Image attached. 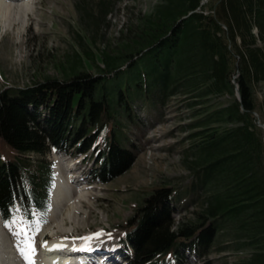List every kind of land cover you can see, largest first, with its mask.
Instances as JSON below:
<instances>
[{
    "label": "trees",
    "instance_id": "1",
    "mask_svg": "<svg viewBox=\"0 0 264 264\" xmlns=\"http://www.w3.org/2000/svg\"><path fill=\"white\" fill-rule=\"evenodd\" d=\"M135 23L111 48L81 37L61 79L0 87V138L14 152L0 153L2 220L32 224L46 208L51 146L94 147L88 174L102 182L127 170L144 134L133 102L164 113L174 97L190 182L156 185L134 206L122 237L130 264H186L184 250L201 260L218 242L244 253L234 264H264V0H156ZM186 197L198 207L175 223Z\"/></svg>",
    "mask_w": 264,
    "mask_h": 264
},
{
    "label": "rangeland",
    "instance_id": "2",
    "mask_svg": "<svg viewBox=\"0 0 264 264\" xmlns=\"http://www.w3.org/2000/svg\"><path fill=\"white\" fill-rule=\"evenodd\" d=\"M30 1L31 7L27 10L26 22L21 30L17 28V24H10L2 30L0 22V87L27 85L32 80H40L47 75L61 79L68 72L62 69L60 63H66L67 54L74 53L75 49L80 50L78 40L81 37L83 42L92 40L91 46L96 50H103L108 46L111 48L127 38L128 25L136 24L135 17L139 13L149 12L156 2V0ZM101 4H107L104 13L101 11L102 8L100 9ZM90 71L95 72L96 69L92 68L88 72ZM120 80L125 84L124 78L120 77ZM130 96L133 97L132 94ZM174 99V97L169 99L167 106L163 108L164 113H158L139 100L133 99L135 100L133 105L140 107L135 114L144 124L146 135L139 141L141 150L137 152L134 163L110 181L88 180L84 176V171L89 162L82 166L80 162L72 161L69 155L52 150L49 154L55 160V165L59 159L58 165L63 167L65 177L76 179L79 185H84V192L89 194L88 199L81 200L79 208L73 215L77 216V220L73 223L62 209L63 217L60 216L59 223L49 224V212L46 210L40 215L38 227L35 226L36 231L32 234L26 232V229L32 228L31 226H25L20 222L5 226L1 222L2 230L9 236L8 242L12 245V250L17 252L22 248L26 238L33 240L34 247L44 238H47V241L42 245L55 242L50 239L53 238V234L44 232H54L57 238L54 240L57 241L84 240L88 236L84 246L92 244H86V241L99 242L104 246L110 243L111 250L107 252L112 253L110 261L129 264L127 258L129 253L126 247L121 245L119 237L124 233L121 227L132 214L134 206L156 185L170 183L177 187L178 191H183L190 182L191 171L186 168L184 159V148L189 141L185 140L186 131L181 129L187 119L184 109L179 107ZM126 131L133 132L132 129ZM93 150L87 151V160L91 158ZM0 153L2 159L14 157L12 148L2 138ZM186 200L187 197L174 201L175 223L191 218L193 209L198 207L197 204L194 206L191 203L185 206ZM97 232L100 234L94 235ZM224 244L225 242H218L211 254L200 261L188 259V264H234L243 256L242 252L236 253L228 249L220 251L218 248ZM42 245L41 248L40 246L37 248L42 249ZM104 248L106 247H101ZM40 249L35 248L38 253H41Z\"/></svg>",
    "mask_w": 264,
    "mask_h": 264
},
{
    "label": "bare ground",
    "instance_id": "3",
    "mask_svg": "<svg viewBox=\"0 0 264 264\" xmlns=\"http://www.w3.org/2000/svg\"><path fill=\"white\" fill-rule=\"evenodd\" d=\"M30 7V0H0V22L2 23V30H5V27L10 24H17V28L21 30L26 22L27 10L30 9ZM88 196L89 194L84 192V185H79V182L76 179L65 178L62 166L57 165L55 182L52 188V197L48 206L49 224L59 223L62 209L66 211L65 213L68 219L72 223L75 222L77 216L73 217V215L77 211V208H79L81 200H85V198L88 199ZM62 217L63 216H61V218ZM43 236H45V234ZM52 241L58 243L76 242L75 240L69 239H59V241L52 239ZM24 242L27 244L23 245L22 248H19L17 252L16 250H12V245L8 242V236L2 230L0 219V264H63L59 260H54V258L45 256L44 250H46V245L48 243L42 245V249H40L41 253H38L39 251L36 252L34 245H31V238H26ZM86 244L90 245L89 248L93 246H104L102 243H95L93 241H86ZM88 245H85L84 247L87 249ZM21 249H24L23 253L21 252Z\"/></svg>",
    "mask_w": 264,
    "mask_h": 264
},
{
    "label": "snow or ice",
    "instance_id": "4",
    "mask_svg": "<svg viewBox=\"0 0 264 264\" xmlns=\"http://www.w3.org/2000/svg\"><path fill=\"white\" fill-rule=\"evenodd\" d=\"M9 223H10V221H8V220H5L4 221L5 226H8ZM99 234H100V232L94 233V235H99ZM29 247H30V244H29ZM21 252L23 253L24 252V249H21Z\"/></svg>",
    "mask_w": 264,
    "mask_h": 264
},
{
    "label": "water",
    "instance_id": "5",
    "mask_svg": "<svg viewBox=\"0 0 264 264\" xmlns=\"http://www.w3.org/2000/svg\"><path fill=\"white\" fill-rule=\"evenodd\" d=\"M237 95H238V97H239V94H238V92H237Z\"/></svg>",
    "mask_w": 264,
    "mask_h": 264
}]
</instances>
